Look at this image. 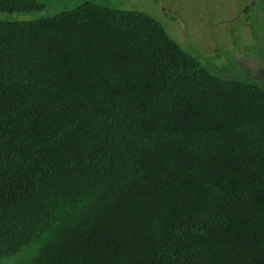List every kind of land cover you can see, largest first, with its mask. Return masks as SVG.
<instances>
[{
    "label": "trees",
    "instance_id": "1",
    "mask_svg": "<svg viewBox=\"0 0 264 264\" xmlns=\"http://www.w3.org/2000/svg\"><path fill=\"white\" fill-rule=\"evenodd\" d=\"M207 62L110 4L0 20V263L264 264V79Z\"/></svg>",
    "mask_w": 264,
    "mask_h": 264
},
{
    "label": "rangeland",
    "instance_id": "2",
    "mask_svg": "<svg viewBox=\"0 0 264 264\" xmlns=\"http://www.w3.org/2000/svg\"><path fill=\"white\" fill-rule=\"evenodd\" d=\"M43 4V9L26 13H0V20H33L43 16L58 14L64 10L77 7L87 0H36ZM96 3L110 4L115 8L133 9L145 12L154 17L166 30L168 35L189 50L195 47L194 54L212 63L217 68H225L233 64L234 68L222 74L240 73L248 76H259L264 79V58H258L252 50L256 51L257 41L263 42L264 21L262 14L256 12L257 8L249 9L236 20L222 22L224 18L239 11L240 4L245 0H88ZM182 16V19L178 16ZM250 16L251 20L246 21ZM240 29V32L238 33ZM236 32V33H235ZM227 61H229L227 63ZM163 177V181L167 180ZM175 187L174 183L168 182ZM153 183L152 191L166 192L173 189L171 186ZM151 194V193H148ZM155 204L150 208L164 207L163 200L155 194ZM165 198L166 196H162ZM141 200L149 201L147 195ZM185 202L186 198L177 197L173 202ZM125 236V232L123 237ZM19 256L5 259L0 264H17Z\"/></svg>",
    "mask_w": 264,
    "mask_h": 264
},
{
    "label": "flooded vegetation",
    "instance_id": "3",
    "mask_svg": "<svg viewBox=\"0 0 264 264\" xmlns=\"http://www.w3.org/2000/svg\"><path fill=\"white\" fill-rule=\"evenodd\" d=\"M248 3H251V5L247 7ZM253 7H256L257 8L256 12L258 14H262V17L264 18V0H245L244 3L240 4L239 11L236 12L234 15L229 16V17L237 16V18L234 19V20H236V19L240 18L242 16V14H245V13L247 14L249 12V9H251ZM243 8H245V9L243 10ZM178 17L180 19V16H178ZM250 18H251L250 16L246 17L245 22L246 21H250L252 19V18L251 19ZM263 21H264V19H263ZM239 32H240V29H239L238 33ZM262 39H263V42L260 41L259 44H258V41H257L256 51L252 50L253 53L258 58H264V38H262ZM194 49H195V47H190L188 51L194 52ZM228 62L229 61H227V63ZM212 68L214 69L215 72L221 73V72H227L228 70H232V68H234V66H233V64L230 63V64H227V66L225 68L224 67L223 68H217L212 63ZM231 74H234V73H231ZM235 75H244V74H240V73L236 74L235 73ZM254 76H256V75H254ZM257 77H259V76H257ZM259 78H261V77H259Z\"/></svg>",
    "mask_w": 264,
    "mask_h": 264
},
{
    "label": "water",
    "instance_id": "4",
    "mask_svg": "<svg viewBox=\"0 0 264 264\" xmlns=\"http://www.w3.org/2000/svg\"><path fill=\"white\" fill-rule=\"evenodd\" d=\"M250 5H251V3H248V4H247V7L250 6ZM244 9H245V8H243V10H244ZM180 18L182 19L181 14H180ZM235 18H237V16L224 18V19H222L221 21H222V22L231 21V20H234Z\"/></svg>",
    "mask_w": 264,
    "mask_h": 264
}]
</instances>
